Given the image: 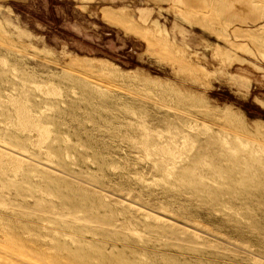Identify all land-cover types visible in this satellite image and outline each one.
Returning <instances> with one entry per match:
<instances>
[{"label": "rangeland", "instance_id": "rangeland-1", "mask_svg": "<svg viewBox=\"0 0 264 264\" xmlns=\"http://www.w3.org/2000/svg\"><path fill=\"white\" fill-rule=\"evenodd\" d=\"M0 264H264V0H0Z\"/></svg>", "mask_w": 264, "mask_h": 264}, {"label": "crops", "instance_id": "crops-1", "mask_svg": "<svg viewBox=\"0 0 264 264\" xmlns=\"http://www.w3.org/2000/svg\"><path fill=\"white\" fill-rule=\"evenodd\" d=\"M181 1L188 3L190 0H181ZM104 18H107V19L111 20L112 22H118L126 31H131L136 36H139V33H141L137 30V28L132 27L131 22L123 20L120 16L115 19V17L112 16L111 11H109V10L104 11Z\"/></svg>", "mask_w": 264, "mask_h": 264}]
</instances>
